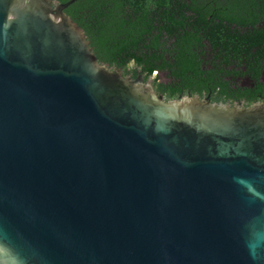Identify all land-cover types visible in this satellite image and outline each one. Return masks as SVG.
Wrapping results in <instances>:
<instances>
[{
	"label": "water",
	"instance_id": "obj_1",
	"mask_svg": "<svg viewBox=\"0 0 264 264\" xmlns=\"http://www.w3.org/2000/svg\"><path fill=\"white\" fill-rule=\"evenodd\" d=\"M0 264H264V0H0Z\"/></svg>",
	"mask_w": 264,
	"mask_h": 264
}]
</instances>
